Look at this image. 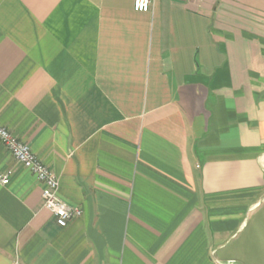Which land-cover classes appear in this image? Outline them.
Instances as JSON below:
<instances>
[{
  "label": "crops",
  "instance_id": "obj_1",
  "mask_svg": "<svg viewBox=\"0 0 264 264\" xmlns=\"http://www.w3.org/2000/svg\"><path fill=\"white\" fill-rule=\"evenodd\" d=\"M0 264H264V0H0Z\"/></svg>",
  "mask_w": 264,
  "mask_h": 264
},
{
  "label": "built area",
  "instance_id": "obj_2",
  "mask_svg": "<svg viewBox=\"0 0 264 264\" xmlns=\"http://www.w3.org/2000/svg\"><path fill=\"white\" fill-rule=\"evenodd\" d=\"M152 0H133V10L137 13L150 11ZM0 144L10 153L16 164L27 169L41 187L43 207L48 210L58 227L64 228L67 223L81 215V210L69 206L58 196L59 182L57 177L31 151L30 147L17 139L9 130L0 124ZM10 171L0 173V185L10 182ZM215 264H237L234 260L219 261Z\"/></svg>",
  "mask_w": 264,
  "mask_h": 264
}]
</instances>
